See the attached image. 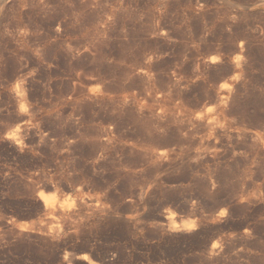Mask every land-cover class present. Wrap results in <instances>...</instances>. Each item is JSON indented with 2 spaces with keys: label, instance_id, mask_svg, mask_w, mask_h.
<instances>
[{
  "label": "rangeland",
  "instance_id": "rangeland-1",
  "mask_svg": "<svg viewBox=\"0 0 264 264\" xmlns=\"http://www.w3.org/2000/svg\"><path fill=\"white\" fill-rule=\"evenodd\" d=\"M93 261L264 264V0H0V264Z\"/></svg>",
  "mask_w": 264,
  "mask_h": 264
},
{
  "label": "clouds",
  "instance_id": "clouds-1",
  "mask_svg": "<svg viewBox=\"0 0 264 264\" xmlns=\"http://www.w3.org/2000/svg\"><path fill=\"white\" fill-rule=\"evenodd\" d=\"M10 135H15V133H11ZM41 195H43V193H41ZM69 199H71V198L69 197ZM85 259H90V257L89 256H85ZM93 264H95L94 261H93Z\"/></svg>",
  "mask_w": 264,
  "mask_h": 264
},
{
  "label": "bare ground",
  "instance_id": "bare-ground-1",
  "mask_svg": "<svg viewBox=\"0 0 264 264\" xmlns=\"http://www.w3.org/2000/svg\"><path fill=\"white\" fill-rule=\"evenodd\" d=\"M49 195H52V194H49ZM49 195H48V196H49ZM188 224H189V223H188Z\"/></svg>",
  "mask_w": 264,
  "mask_h": 264
}]
</instances>
